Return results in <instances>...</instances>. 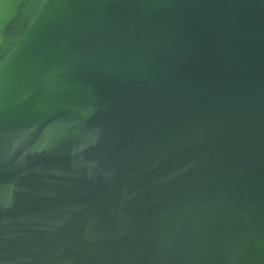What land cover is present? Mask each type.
<instances>
[{"label":"water","instance_id":"95a60500","mask_svg":"<svg viewBox=\"0 0 264 264\" xmlns=\"http://www.w3.org/2000/svg\"><path fill=\"white\" fill-rule=\"evenodd\" d=\"M0 264H264V0H0Z\"/></svg>","mask_w":264,"mask_h":264}]
</instances>
